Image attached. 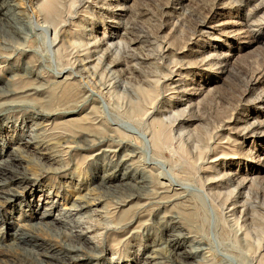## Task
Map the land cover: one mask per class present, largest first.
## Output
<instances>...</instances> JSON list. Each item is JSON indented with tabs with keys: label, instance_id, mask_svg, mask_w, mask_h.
Listing matches in <instances>:
<instances>
[{
	"label": "rangeland",
	"instance_id": "1",
	"mask_svg": "<svg viewBox=\"0 0 264 264\" xmlns=\"http://www.w3.org/2000/svg\"><path fill=\"white\" fill-rule=\"evenodd\" d=\"M262 2L0 0V264L264 262Z\"/></svg>",
	"mask_w": 264,
	"mask_h": 264
},
{
	"label": "bare ground",
	"instance_id": "2",
	"mask_svg": "<svg viewBox=\"0 0 264 264\" xmlns=\"http://www.w3.org/2000/svg\"><path fill=\"white\" fill-rule=\"evenodd\" d=\"M55 4V3H54ZM73 6V5H72ZM71 6V7H72ZM7 8V7H6ZM9 8V7H8ZM57 8H59V7H57ZM60 9V8H59ZM6 10V9H5ZM259 12H262V11H264V2H262V3H260L259 4ZM56 11V10H55ZM6 12H9V10L8 11H6ZM6 12H3V9H1L0 8V18H3L4 20H10V18L8 17L9 15H7V13ZM258 13V12H257ZM13 17V16H12ZM11 21V20H10ZM13 22V21H12ZM12 25V24H11ZM252 26V25H251ZM16 27V26H15ZM41 29H43V31H45V33H47L48 32V30H50V27L49 26H44L43 28H41ZM18 31V30H17ZM148 55V54H147ZM153 58V57H152ZM145 59H147L148 60V58H144V59H136V60H141L142 61V63H144V61H145ZM254 82H256L257 81V78H255L254 80H253ZM248 89V88H247ZM246 91H248V90H246ZM253 92V91H252ZM251 92V93H252ZM151 96V95H150ZM256 101H259L260 103H262L263 105H264V96H260V97H258V98H256L255 99ZM151 106V105H150ZM139 111V110H138ZM179 115V114H178ZM194 117V116H193ZM195 118V117H194ZM224 119V118H223ZM176 121V120H175ZM194 121H198V119H194ZM164 122H165V120H164ZM163 122V120H161L160 121V125H159V128H158V126H157V129L155 130V132H153V134H152V141H151V146H153V148L154 147H158L159 146V148L160 147H162V146H165L166 144V142H167V140H173L174 139V134H173V132L174 131H176V130H172V129H169L170 130V133H169V135H167L168 137H166L165 136V134H166V132H165V130H163L164 128L163 127H165L164 125H165V123ZM183 123H179V125L180 126H183L182 125ZM157 125V124H156ZM259 125H260V123H259ZM259 125H257V124H255V123H251L250 124V128L248 129L249 130V133H251V134H254V133H257V131H258V129H259ZM261 126H262V124H261ZM248 127H249V125H248ZM264 127V126H263ZM167 128V127H166ZM247 129V128H246ZM260 130V129H259ZM177 131H179V129L177 130ZM183 131V130H182ZM246 131V130H245ZM181 131H179L178 133H180ZM181 133H183V132H181ZM181 133H180V135H181ZM177 135V134H176ZM178 138V137H177ZM176 138V139H177ZM180 138V137H179ZM169 140V141H170ZM163 148V147H162ZM180 150H182V151H184L185 153H187V151H186V148L183 146V144H180ZM199 151V150H198ZM201 151V150H200ZM103 152V151H102ZM200 154V153H199ZM199 154H198V156H199ZM3 168V167H2ZM126 177V176H125ZM121 179H123V177L121 178ZM107 182V181H106ZM227 183H232L231 182V180L229 179L228 181H227ZM228 185V184H227ZM109 186V185H108ZM135 186V185H134ZM246 185H245V182H243V181H241V182H239V183H237V186L234 188V190L231 192V195L232 194H239V192H240V190L239 189H243L244 187H245ZM4 193V192H3ZM229 200V199H228ZM228 200H226V201H228ZM225 201V202H226ZM230 201V200H229ZM231 202V201H230ZM225 204H227V203H225ZM245 210L244 211H246V208H244ZM50 213H51V211L49 210V209H46V208H43V211H42V215H41V218H45V217H49L50 216ZM245 213V212H244ZM246 215V214H245ZM78 236H79V234H77ZM180 236V235H179ZM183 237V236H182ZM23 240L25 239V238H22ZM24 243V242H23ZM181 246L182 245H176L175 246V248L177 249V250H179L180 248H181ZM48 252V251H47ZM179 254V253H178ZM47 255V254H46ZM194 252H189V253H183L182 254V259H184V260H188V259H191V258H194ZM49 256V255H48ZM256 264H264V262H263V260H257V262H256Z\"/></svg>",
	"mask_w": 264,
	"mask_h": 264
}]
</instances>
